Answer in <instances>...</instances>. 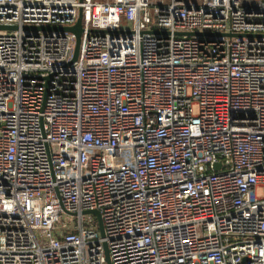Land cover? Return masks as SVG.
<instances>
[{
	"label": "built area",
	"instance_id": "1",
	"mask_svg": "<svg viewBox=\"0 0 264 264\" xmlns=\"http://www.w3.org/2000/svg\"><path fill=\"white\" fill-rule=\"evenodd\" d=\"M80 11L72 63L73 32L24 29ZM0 25V264H264V0H0Z\"/></svg>",
	"mask_w": 264,
	"mask_h": 264
},
{
	"label": "water",
	"instance_id": "2",
	"mask_svg": "<svg viewBox=\"0 0 264 264\" xmlns=\"http://www.w3.org/2000/svg\"><path fill=\"white\" fill-rule=\"evenodd\" d=\"M82 1V0H81ZM0 29H7V30H15L18 29V26L14 25V26H6V25H0ZM24 29H34V30H43V31H52V30H56V31H70L73 32L76 35V46H75V50H74V56L73 59L71 60V63L76 61L79 55V48H80V43H81V35L83 33V24H82V11H80V16L78 18V21L76 22L75 25L70 26V27H59V26H25ZM93 31L95 32H105L106 30H101V29H94ZM193 34V33H190ZM239 36H242L241 34ZM86 213H93L97 216L98 220H99V224H100V230H101V234L102 236L105 235L104 232V225H103V221L101 218V214L99 211L97 210H88ZM106 245V257H107V262L108 264H111L110 261V255H109V249L107 244Z\"/></svg>",
	"mask_w": 264,
	"mask_h": 264
},
{
	"label": "rangeland",
	"instance_id": "3",
	"mask_svg": "<svg viewBox=\"0 0 264 264\" xmlns=\"http://www.w3.org/2000/svg\"><path fill=\"white\" fill-rule=\"evenodd\" d=\"M166 1H168V0H166ZM259 195H261V191H259ZM94 215H95V214H94ZM95 216H96V215H95ZM95 216H94V217H95Z\"/></svg>",
	"mask_w": 264,
	"mask_h": 264
}]
</instances>
